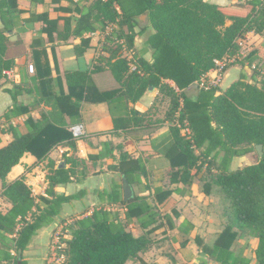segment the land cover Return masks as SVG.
<instances>
[{
	"label": "trees",
	"instance_id": "16d2710c",
	"mask_svg": "<svg viewBox=\"0 0 264 264\" xmlns=\"http://www.w3.org/2000/svg\"><path fill=\"white\" fill-rule=\"evenodd\" d=\"M74 11L78 15L74 20L63 16L53 20L48 12L32 18L45 24L43 31L49 40H53L54 32L59 40L67 39L71 33L81 36L77 53L89 46L90 39L83 37L85 33H105L107 27H111V32L105 35L106 40L112 43L122 39L126 48L132 50L135 36L151 27L152 33L146 36L145 44L151 50L152 61L136 57V67L132 69L123 55L122 43L115 41L107 62L117 87L98 91L97 100L107 102L113 129H125L141 124L149 116L152 107L141 112L135 103L150 86L158 89L168 103L165 117L172 123L173 144L167 153L171 163L169 182L186 184L199 173L209 157L219 158L217 173L209 171L212 177L204 183V192L209 193L212 183L218 185L227 224L211 246L196 236L197 245L217 264H249V259L231 248L238 234L248 235L255 238L252 248L255 264H264V150L259 156L254 147L256 144L264 147V83L258 86L238 79L218 94V87H211L198 89L195 97L188 95L190 87L214 69L217 60L237 54L239 40L248 32L260 33L264 29V0H243L223 6L205 0H90L85 5L76 4ZM17 13V0H0L3 23L0 28V78L3 70L14 65L15 56L23 52H13L16 45H9L6 34L16 23ZM143 14L145 21L140 19ZM65 74L68 86H77L73 80L83 79L81 91L84 94L87 88L83 86H88L85 83H88L87 74ZM82 93L78 99L83 97ZM72 94L70 90L64 95L67 102ZM56 104L62 111L63 95L56 98ZM121 107L124 113L119 110ZM175 120L180 125L175 124ZM183 127L189 130L188 134L181 132ZM12 133L13 138L0 146L1 194L11 204L5 213L0 211V264H25L23 252L31 236L51 223L62 203L69 199L55 193V186L71 181L73 173L63 163L52 162L45 175L47 197L33 196L23 177L12 182H6L5 177L25 152L41 160L63 139H75L69 131L65 132L44 118L35 121L28 117L13 127ZM248 152L252 153V164L228 169L233 156ZM66 157H63L65 163L77 162ZM111 168L127 178L136 173L146 175L144 160L124 153ZM172 194L170 188L155 191L160 212H177ZM124 205L125 218H136L145 229L143 234L133 235L119 216L111 219L100 209L75 221L69 238L61 237L64 245L58 254L63 255V260L57 264H125L129 259H139V253L149 244L148 235L162 223L157 222V211L137 196L125 201ZM188 242L187 235H183L180 247L185 248ZM201 264L207 263L202 261Z\"/></svg>",
	"mask_w": 264,
	"mask_h": 264
},
{
	"label": "crops",
	"instance_id": "0c3cea01",
	"mask_svg": "<svg viewBox=\"0 0 264 264\" xmlns=\"http://www.w3.org/2000/svg\"><path fill=\"white\" fill-rule=\"evenodd\" d=\"M89 1L43 0L41 3H33L31 0H17L16 23L12 30L6 33L9 45H16L13 52H23L15 56L14 65L9 68L12 76L3 75L0 78V146L7 144L13 138V127L28 117L35 121L44 118L47 122L62 127L67 133L68 127L73 124L80 123L85 129L82 138L72 140L68 137L55 144L44 159L37 160L36 156L25 152L19 163L14 165L5 177L6 182L23 177L33 196L47 197L45 175L52 162L63 163L66 168L70 167L73 173L71 181L55 186V193L68 196L69 199L62 203L59 214L54 216L51 223L40 227L31 236L23 252L25 264H50L49 247L53 236L61 233L63 238H69L75 227V221L89 217L100 209L106 211L111 219L119 216L126 229L133 235L143 234L145 229L141 228L136 218H125L123 177L127 179L132 189L130 199L137 196L151 205L158 213L157 222L162 223L158 229L148 235L149 244L139 253V259H129L125 264H191L193 262L201 264L199 256L205 254L197 245L195 237H200L205 244L211 246L218 233L227 224L218 185L212 183L209 193L204 192V183L209 182L212 177L209 171L212 174L217 173L219 158L209 157L199 173L188 183H170L168 173L171 163L167 153L173 144L170 130L172 123L165 117L168 103L159 94L158 89H148L135 103V107L141 112L152 107L149 116L141 124L128 126L125 129H113L112 114L107 102L97 100L98 91H109L117 87L107 61L115 41L123 40L116 39L112 43L106 40L105 35L111 32V27H107L105 33H85L83 37L90 39L89 46L83 48L81 53H77L76 49L81 45V36L71 33L67 39L59 40L54 32L53 40H49L47 33L43 31L45 24L32 18L33 15L48 12L49 18L53 20L59 16L71 17L74 20L78 16L74 6L85 5ZM205 1L223 6L243 0ZM140 19L145 21L146 17L140 16ZM2 27L0 18V28ZM73 27L74 21H72ZM150 33L152 29L148 27L145 32L135 36L130 51L134 59L141 57L148 62L152 61L151 50L145 44L146 36ZM18 43L21 46H18ZM239 45L234 61L226 66L221 82L216 86L219 89L216 94L238 79L258 86L264 83V29L260 33L248 32L239 40ZM29 64L34 66L32 73L28 70ZM67 72L87 74L88 83H85L88 86H83L87 88L84 94L81 91V86L84 85L83 79H74L73 83L77 86H68L65 77ZM207 74L212 75V69ZM169 83L173 85L172 82ZM198 89L200 88L194 83L188 90V95L195 97ZM70 90L73 94L67 102L64 95L69 94ZM81 93L83 97L78 99ZM61 95H63L62 111L56 104V98ZM159 102L164 109L162 113L159 112L160 108L158 112H156L157 108H154ZM121 108L119 110L123 111L124 108ZM71 142L74 143L73 146L70 145ZM195 152L197 153L198 150ZM122 153L132 158H142L146 175L136 173L127 178L113 170L111 167L119 162ZM65 155L66 158L77 162L65 163L63 160ZM253 162L251 152L235 155L228 162V169L235 170ZM161 188L173 189L172 196L177 202L175 209L178 215L171 211L166 214L159 211L155 191ZM1 193L0 180V211L5 213L11 204ZM183 235H187L189 241L185 248L180 247ZM243 236L238 235L239 242ZM250 238L249 249L246 250V244L242 242L235 246V249L233 246L231 248L236 254L249 259V264H255L252 252L255 238L251 236ZM208 239H212L211 244ZM168 240L176 246L177 255L169 251H161L163 246H157L160 244L168 246ZM155 249L160 250L164 261L163 257L154 255Z\"/></svg>",
	"mask_w": 264,
	"mask_h": 264
},
{
	"label": "built area",
	"instance_id": "2783aa9c",
	"mask_svg": "<svg viewBox=\"0 0 264 264\" xmlns=\"http://www.w3.org/2000/svg\"><path fill=\"white\" fill-rule=\"evenodd\" d=\"M123 48H124V55L129 60V65L132 69L136 67L135 60L133 56L130 54V49L126 48V45L122 42ZM235 59V56H224L222 59L216 61V66L214 69H212V75H209L207 73L203 74L198 81H196V85L198 88L208 89L211 87H216L220 84L223 73L225 71L226 66L233 62ZM29 72H34V66L33 64L28 65ZM3 74L6 76H12V71L7 69L3 70ZM181 102V101H180ZM175 124L180 125L178 120L174 121ZM68 131L70 132L73 139L77 140L82 138L85 135V129L82 124H73L68 127ZM181 131L185 134L189 133V130L186 127L181 128ZM64 243L61 242V237H59V233H56L53 236V241L51 242V252L55 251L56 249H59L63 247ZM51 256V255H50ZM53 262H61L63 260V255L50 257Z\"/></svg>",
	"mask_w": 264,
	"mask_h": 264
},
{
	"label": "rangeland",
	"instance_id": "374dc122",
	"mask_svg": "<svg viewBox=\"0 0 264 264\" xmlns=\"http://www.w3.org/2000/svg\"><path fill=\"white\" fill-rule=\"evenodd\" d=\"M143 18V17H142ZM162 106V104L159 102V103H157L155 106H154V108H157V111L156 112H158V110H159V108H160V110L161 111H159L160 113H162V112H164V109L161 107ZM238 233V232H237ZM239 235V234H238ZM59 237H63L62 236V234L61 233H59ZM250 236H248V235H244L242 238H241V242L242 243H245L246 244V250L247 249H249L250 248V246H249V244H250ZM208 242L211 244L212 243V239H208ZM241 242H239V240H238V236H236V238L232 241V245H231V247L233 246L234 247V249H235V246H237V245H239ZM167 244H168V246H165L166 244H164V245H157L158 247L159 246H163V248H162V250L161 251H169V253H172L173 255H177V249H176V246H174V244H173V242H170L169 240H168V242H167ZM50 248H51V246L49 247V252H50V254H49V257H55V256H59V254H58V250L60 249H56L55 251H53V252H51V250H50ZM51 255V256H50ZM154 255H159V257L162 255L161 253H160V250H157V249H155L154 250ZM198 255H199V253H198ZM161 257H163V256H161ZM163 261H164V257H163ZM202 261H204V262H206L207 264H215L209 257H207V256H205V255H202L201 257L199 256V262H202ZM50 264H57V262H53L52 261V259H51V262H50Z\"/></svg>",
	"mask_w": 264,
	"mask_h": 264
},
{
	"label": "water",
	"instance_id": "95a60500",
	"mask_svg": "<svg viewBox=\"0 0 264 264\" xmlns=\"http://www.w3.org/2000/svg\"><path fill=\"white\" fill-rule=\"evenodd\" d=\"M141 16L146 17V15L144 14ZM149 89H152V87L150 86ZM254 147L258 155L261 156L263 152V145L256 144ZM122 187H123V200L127 201L132 197V189L125 177L122 178ZM191 264H199V263L193 262Z\"/></svg>",
	"mask_w": 264,
	"mask_h": 264
}]
</instances>
